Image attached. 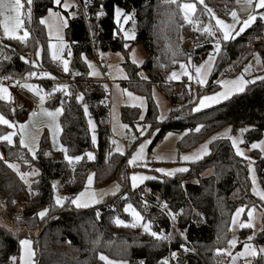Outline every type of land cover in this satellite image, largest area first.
Listing matches in <instances>:
<instances>
[{"label": "trees", "instance_id": "16d2710c", "mask_svg": "<svg viewBox=\"0 0 264 264\" xmlns=\"http://www.w3.org/2000/svg\"><path fill=\"white\" fill-rule=\"evenodd\" d=\"M180 3L181 0L174 4L164 3V0H93L90 12L91 20L97 22L95 46L91 43L93 38L84 17L78 13L74 17L68 15L66 41L76 67L69 69L68 73L51 58L47 47L46 28L40 23L46 11L54 6L52 0H31L30 5L24 2L23 26L29 32L26 40L0 36V80L8 77L19 78L49 94V107H62L61 139L69 154L84 155L94 148L83 103L88 104L97 122L98 141L93 160L83 158L76 163H69L60 152L51 150L46 133L41 138L35 158L19 143L10 145L0 141L3 152L0 159V208L10 217H18V223L36 231L32 235L36 264H104L99 258L101 253L127 260L129 264H140V261L145 264H160L162 257L170 249L168 243L156 241L137 227L117 226L113 222V218L117 216L125 221L130 220L124 211L127 202L132 203L150 221L139 197L143 192L166 202L169 209L178 215V230L171 227L167 216L161 213L157 223L151 222L153 231L172 233L173 252L181 249V244L185 247L192 246L197 251H186L180 256L177 255L170 264H217L221 258L227 260L225 252L217 253L216 250L227 249L235 209L239 205L247 208L251 205L260 206L251 192L246 161L236 155L227 139L213 140L209 154L203 159L191 162L188 172L148 180L136 189L129 188L130 166L127 156L110 153L109 105L104 101L107 93L99 82L90 79L81 53L92 56L97 49L127 52L134 43L140 44L145 51L142 67L146 77L141 78L139 68L128 61L125 63L129 74L126 84L148 97L143 121L150 124L152 131L157 130L151 146L160 141L167 132L180 131L186 132L177 144L179 151H183L227 124L233 130L246 125L252 126L247 132L249 141L263 135L264 86L259 81L254 87L249 86L245 94H239L229 102L193 113L191 108L197 101L193 97L198 98L201 92L197 91L195 94L193 90L196 89L188 87L186 83L180 91H176L175 84L166 80L169 70L190 55L186 42L194 33V26L184 22L178 6ZM117 6L125 14L134 15L136 35L128 47H125L126 41L116 30L114 15ZM234 7L235 0H205L204 4L197 6L195 21L200 26H213L217 35H220L208 9L213 8L219 15L228 16ZM97 12L104 14L97 16ZM263 24L257 21L239 36L221 43L206 91L217 86L216 80L223 72L234 74L242 71L256 47L264 55V44H257L256 40L260 37ZM198 39L202 44L196 47V53L200 55H193L195 62L206 57L207 50L212 48L216 37H210L201 30ZM39 47H42L40 59L36 56ZM235 61V68L226 71ZM32 72L36 75H29ZM43 72L50 75H40ZM261 74L264 76V70ZM154 84L165 92L171 103L170 113L163 121L157 120V107L151 97ZM58 85L69 87L62 90L56 88ZM77 95H82L83 100L77 101ZM0 110L9 117L15 113L12 102L3 100H0ZM139 113L137 107L125 106L122 108L121 117L123 122L134 126ZM26 115L25 108L16 110L17 119L22 120ZM197 124L203 125L200 131H187L195 129ZM5 132L6 128L0 125V135ZM253 156L264 188V156L257 150ZM12 163L19 164L23 173L34 167L38 174L32 176L28 185L20 178L16 169L9 167ZM91 169L95 171L97 185L122 178V190L118 194L107 196L97 206L87 209H76L71 205L63 208L54 206L56 188L53 189V183L60 178L64 193L67 197H73L84 189ZM208 169H212V173L203 175ZM44 208H48L49 212L41 219L37 213ZM97 211L99 218L96 216ZM181 233L184 234L185 241L181 239ZM21 236L22 233L16 235L0 224V264H19ZM253 243L258 248L264 247V215L262 228L255 235ZM11 257H16V260H11ZM250 264H264V253L254 256Z\"/></svg>", "mask_w": 264, "mask_h": 264}, {"label": "rangeland", "instance_id": "374dc122", "mask_svg": "<svg viewBox=\"0 0 264 264\" xmlns=\"http://www.w3.org/2000/svg\"><path fill=\"white\" fill-rule=\"evenodd\" d=\"M25 1L28 3V0H22L23 8H24V2ZM62 3H63V0H62ZM69 3L72 4V7L69 9H65L62 6L56 5V4H54V6H52L50 8H52L53 11L60 12L61 15L64 16L68 21L69 13H75V15H69L70 17H74L77 15L76 6L78 3V0H69ZM181 3H192L195 5V11L190 14V20L192 21L191 23L186 22L184 20V13L182 12L184 22L194 26V33L187 39V42H186L187 48L190 52V55L187 57V59L180 61L175 67L170 69L166 75V80L170 83L175 84L176 91H180L182 89V86H184L183 84H185L186 82H194L200 87V88L198 87V89H196V90H193L194 93L197 94V91H198V92H201L200 95H207V94H211L213 91H220L221 90V85H219L217 83L220 80H231V79L236 78L237 76H240L241 74H243L244 77L247 79H252L255 76H262L263 75V74H261V71L264 70V55L262 54V51L258 47H256L254 50H252L251 59L245 63L242 71L234 73V74L223 72L220 75V77L216 80L217 86L210 91H206L205 89L207 88V86L209 84L210 77H211V74H212L214 66H215V62H214V66L212 67L211 72L207 76L208 83L203 87L200 86L195 79L189 80L188 76L181 73L180 64H181V62H183L187 66L188 71L193 76H195L194 66H198L203 61L207 60L208 53L213 52V46H214V42H213L212 48L207 50V55L203 60L198 61V62H195L193 60V55H195V54L200 55V53H196V47L199 44H202V42L199 41V39H198V33L201 30H203V27H204V26H200L196 23L195 12H196L197 6L199 4H204L205 0H203V3H201L200 0H181ZM117 7H119V6H117ZM23 8H22V12H23ZM119 8L122 10V16L128 15V14L124 13V11L121 7H119ZM209 9L212 10V13L215 14V17L222 19V20H225L227 23L233 22L230 13L234 10L236 11L237 16L240 18L241 22L243 19L247 18V14H248V9L244 3V0H235V7L228 14V16L219 15L213 8H209ZM259 11L260 10H257V12H259ZM129 14H131V19H129L125 23L123 21V19L121 18L120 23L119 24L116 23V26H117L116 30L119 34L122 35L123 38H124V32L134 33V39H135V35H136L135 19H134V15L132 13H129ZM47 16H48V11H46V13L42 17H47ZM114 18H115V15H114ZM212 18H213V16H212ZM0 19H3V18L0 17ZM213 20L215 23V19H213ZM257 21L264 23V19H261L258 16L256 21H254L253 24L250 25L248 28L253 26ZM115 22H116V18H115ZM48 23H52V21H48ZM87 24H88V27L90 29V33H91L92 38L95 39L96 30H97V22L95 20H91V19L88 20L87 19ZM44 26L46 28L47 37H48L47 47H48L50 42L54 46L60 44L61 42L57 39L55 27L53 28V34L51 36H49V29H48L47 24H44ZM65 28L66 27H62L60 29V32H59V35L63 37V44H64V48L60 52V56L63 59H69L70 65H71V63L73 62V56H71V57L68 56V51H71V50H69V48L67 46ZM248 28H246L244 31H246ZM24 29H25V27L23 26V29L20 30L19 35L23 34ZM220 35H222V34H220ZM0 36H4L2 27H0ZM134 39H125L124 38V40L126 41L125 45H127V47H128L129 42L134 40ZM256 40H257V44H264V24H263V28L261 30L260 37L257 38ZM93 46H95V45H93ZM38 49L40 50V55L39 56L36 55V56L38 59H40V57L42 55V47H39ZM48 50H49V54L52 58L53 49H49V47H48ZM256 54L259 55V62H257ZM189 57L191 58V63H189ZM86 58H87V61H90L91 64L94 66L93 68H89L88 63H86L85 60L82 58L87 65L88 72L89 71L95 72V75L89 76L90 79H92L93 81L99 82L104 87V89L107 93V101L106 102L109 105L108 121H109V126H110V133H111L110 137H109L110 148L116 154H121V153L115 151V149L119 146L123 150V154H121V155L127 156V159H129L131 157L132 153L136 151V148L138 147V145L140 143H144L145 140L148 141V143L146 144V147L144 149V156L141 159V161H139L135 165H129L130 168H129L128 176H129V188L130 189L139 188L148 181V180H145L143 183L139 184L136 188H133L132 184H131V180H130V177L133 173H138V174L147 175V176L165 177L162 174L155 172L154 169H156V168H180V167L189 168V164L193 161L182 160V159H180V156L184 155V154L193 153L194 151H196L200 147V145L204 144L206 141H209L213 136H221L222 134H224L226 129H230V132H229L230 136L236 137L238 139V141H241L238 143V147H240L241 150L244 152V156H240V157L246 161L247 169H248V164L250 162L249 159H247V158H251V162L253 165V175H249V172H248V176L250 179V187H251L252 194L255 195L256 198L258 199L260 206L251 205L247 208L244 205H239L237 208L243 209V211L240 212L238 215L236 214L237 208L235 209V211L232 215V218L234 215H236V223L233 224V220L231 219L229 240H232L233 238H235L236 244H235V246H229V245L227 246V249H226L227 251L225 252L226 256H227V260H225L224 258H221L218 260L217 264H233V258L234 257L236 258L235 264H238L237 263L238 261H241V264H250L253 256H247V257H244V256L238 257L237 256V253L242 252L244 250V245L246 243L252 244L256 248L257 254L264 253V252L259 251V249L264 248V247L258 248L253 243V239H254L255 235L262 228L263 215H264V208L262 207L264 205V200H262L260 198V196H258L256 193L253 192V176L255 178V187H256L257 191H264V188L261 184V181H260V178L258 175V171H257V167L255 164V158L253 156V153H254V151L257 150L260 152V154L262 156H264V152H261L259 148H257V149L251 148V144L253 142H257L259 140L264 139V132H263V135L261 138L249 141V139L247 137V132L252 128V126L246 125V126H243L237 130H233L232 126L227 124V125L223 126L222 128H220L219 130L212 133L210 136H208L204 140L200 141L195 146L190 147L188 149H185L183 151H179L178 145H177L178 141L185 135L186 132L169 131L165 134V136L160 141L156 142V144L154 146H151L153 139L157 133V130L152 131L150 124L145 123L143 121L145 113L147 111V107H148V97L145 94L134 90L131 86L126 84L127 81L129 80V74L125 68V63L128 61L134 63L139 68L138 73H139V76L141 78L146 77V73L142 67L143 62L145 60V51H144L143 47L140 44L134 43L133 45H131L129 47L127 52L97 49V50H95V52L92 56L86 55ZM54 61H56L61 66V68L63 69L62 60L56 59ZM215 61H216V55H215ZM236 62L237 61H235L233 64L229 65L227 67L226 71L234 69L236 66L235 65ZM70 65H69V67H70ZM249 65H250V67H249ZM174 71L180 74V79H178V80L169 79L170 74ZM106 75H109L111 77V80L108 82H105V76ZM0 83H1V80H0ZM105 85H107V88H105ZM5 87L8 89V92L11 96V99L10 100H3V101L12 102L13 109H14L15 113H13L12 117H9L0 110V115H3L6 119H8L10 122H12L13 126L9 127L8 125H4V124H0V125L4 126L6 128V132L2 135H6L9 132H15L16 133V135H14L12 138L13 143L10 145H16L17 143L20 144L19 126H20V124H29V130L37 138V142L34 145L36 152L39 149L41 138H42L43 134L46 133L49 137L51 150L60 152L64 156L65 153L60 150V145H63L62 139H61V134H62L61 113H62V111L60 114H58L56 116L55 121H53L47 115L41 114V104H40V112H33L30 104H28L26 101L15 96L13 94V91L10 88H8L7 86H5ZM124 89H126L127 92L133 93L134 96L144 97L145 98L144 105L140 106L139 101H131L126 93L122 94L121 90H124ZM31 90H33V89H31ZM33 91L36 92V90H33ZM40 94L45 95V99L43 101V108L47 109L48 111H54L57 107L52 108V107H49L47 104L48 100L50 99V95L47 93H44L42 91H40ZM151 97H152V99H153V101L157 107V116H156L157 120L158 121L165 120L168 117V115L170 113V109H171V103H170L169 99L167 98L165 92L163 90H161L158 87V85L154 84V85H152V88H151ZM196 102H198V99ZM84 104H87V103H83V105ZM133 104H135L136 106H133ZM14 105H15V107H14ZM125 106L137 107L140 111L139 118L135 122L134 126H130V125L126 124L125 122H123V120H122L121 112H122V108ZM215 106H217V105H213V106L206 108V109H203L201 111L213 108ZM59 107H61V106H59ZM19 108H25L27 111L26 117L22 120H19L16 117V110ZM33 113H36L37 115L33 116L32 115ZM88 113H89V115L86 116L87 120L89 121V119H91L94 122V131H95V135H96L97 141H98L97 122H96V119L94 118V116L91 114V112L89 110V106H88ZM141 116H143V119H141ZM159 117H163V118H159ZM122 125H127L128 127L124 128V127H122ZM57 126L59 127V131H57ZM144 127H147L148 130L145 131L144 134L141 136L140 130H141V128H144ZM243 128H246L248 130L241 133L240 129H243ZM90 132H91V138H92L93 130L90 129ZM54 134L56 137L55 143L53 141ZM221 139H224V138H221ZM227 140H229V139H227ZM0 141H3V140H0ZM113 141H115V143H113ZM4 142L8 143L7 141H4ZM229 142L231 143V140H229ZM210 144H209V152H210ZM96 146H97V143L94 145V148L87 151L86 153L92 152L94 155V158H95ZM233 150L235 152L234 148H233ZM86 153L84 155H78V156H81L82 159L87 158ZM67 154L70 156H73V155L69 154L68 151H67ZM207 155L203 156V158L206 157ZM0 156L3 157V152H2L1 147H0ZM76 162H78V161H73L72 163H76ZM12 164H16L19 166V164H17V163H12ZM33 171L37 172V170H35V168L32 167L31 170L26 172V173H32ZM19 172L23 173L20 170V168H19ZM210 173H212V169H208V170L204 171L203 175H208ZM90 174H93V181L89 185L88 184V176ZM32 176L33 175H27L25 177V179H23V180L27 181V184L29 185L31 183ZM88 176H87V180H86V185L82 191L87 190L89 192H94L96 194L97 200L99 201L97 204L91 205L90 207L97 206L98 204L103 202L107 196L118 194L122 190V187H123L122 178L118 177V178H115V179L107 182L104 185H97L96 178H95V171L93 169H91L89 171ZM117 185L119 186L118 191L116 190ZM113 193H115V194H113ZM56 194H58L61 197H67L66 193H60V192H58L57 189L55 190V195ZM126 204H131L143 216L142 212L138 208H136L132 203L127 202ZM249 211H251V213H252L251 218L248 215ZM127 214L129 215V219H130L129 221H131L132 217H131L130 213H127ZM17 221H18V217H16L15 219L12 218L3 209L0 208V224L3 225L4 227H6L8 230L12 231L16 235H20L22 233L20 240L28 239L32 242L31 248L34 252V256L32 257V261H33V264H36V259H35L36 250H35L33 239H32V235H34L36 231L35 230H29L25 225L20 224ZM144 221L149 222V220H147L145 218H144ZM249 221H251V227H247V226L246 227H240L241 224L247 225L249 223ZM137 228H139L141 231H143V229L140 228L139 225L137 226ZM243 231H245L244 235H243ZM182 236H184V234ZM248 237H252V239L249 240ZM185 249H187L186 251L197 252L196 249L192 246L186 247ZM101 254H103L104 256L108 257V259L113 260V261H127V260H122V259L110 257L104 253H101ZM20 255H21V245H20L19 258H20ZM19 264H20V259H19ZM104 264H106L105 261H104Z\"/></svg>", "mask_w": 264, "mask_h": 264}, {"label": "snow or ice", "instance_id": "6c2138e0", "mask_svg": "<svg viewBox=\"0 0 264 264\" xmlns=\"http://www.w3.org/2000/svg\"><path fill=\"white\" fill-rule=\"evenodd\" d=\"M201 3H203V0H200ZM29 5L31 4V0H28ZM53 4L60 5L65 9H69L72 7V4L69 3V0H52ZM88 0H85V7H87ZM164 3L167 4H174L177 3V0H164ZM244 3L248 9V14L247 18L243 19L242 22L240 18L237 16L236 11H232L230 13L232 17V23H227L225 20L219 19L215 17V14L212 13L211 9H208V12L212 14L213 19H215V28L218 29L219 33L222 35H217V32L214 31L213 26L211 25H206L203 27V31L208 34L210 37H216L214 41V46H213V52L208 53V58L207 60L203 61L200 65L194 66L195 68V76H193L189 71L187 66L181 62L180 64V69L181 73L184 75L188 76L189 80L195 79L197 83L200 86H205L208 81H207V76L211 72L212 67L214 66L215 62V55L219 54L220 49H221V43L225 41H229L231 39H234L236 36H239L240 33L244 32L246 28H248L250 25L253 24L254 21H256L257 17L259 16L261 19H264V0H244ZM179 8L181 12L184 13V20L186 22L191 23L192 21L190 20V14L195 11V5L192 3H180ZM23 4L22 0H0V17L3 19H0V27L3 28V34L6 38L9 39H19V40H26V38L29 36V32L24 29L23 34L19 35V32L21 29H23L24 25V20L22 19L23 17V12H22ZM257 10H260L257 12ZM48 16L47 17H42L40 20V23L42 24H47L48 29H49V36L53 34V28L55 27L56 30V35L57 39L61 42L58 45H53L51 42L49 43L48 47L49 49H53L52 51V58L54 60L60 59L62 60L63 64V71L65 73L69 72V65H70V60L69 59H63L60 56V52L64 48L63 44V37L59 35L60 29L62 27H67L68 21L67 19L61 15L60 12L58 11H53L52 8H49L48 10ZM255 13V14H254ZM103 12H97L96 15L100 16L103 15ZM69 15H75V13H69ZM28 18L30 20L31 18V8L29 7L28 11ZM115 18H116V23L119 24L121 21V18L123 21L126 23L129 19H131V14L128 15H123L122 16V10L119 7L115 8ZM48 21H52V23H48ZM199 30V29H198ZM124 38L125 39H134V33H129V32H124ZM127 47V45H125ZM36 55H40V50L38 49L36 52ZM173 55L175 53L173 52ZM68 56H72V52L68 51ZM81 57L85 60L86 63H88L89 68H93L94 66L91 64L90 61H87L86 55L84 53H81ZM21 59H25L21 57ZM256 59L257 62H259V55L256 54ZM135 62V61H134ZM175 63V61H173ZM34 63V61L32 62ZM189 63H191V58L189 57ZM250 67V65H249ZM29 75H36L35 72L29 73ZM40 75L42 76H48L50 75L47 72H43ZM89 76L95 75L94 71H89L88 73ZM169 79L171 80H178L180 79V74L177 72H172L170 74ZM261 83V86H264V76H255L252 79H247L244 77L243 74L240 76H237L234 79L231 80H220L217 83L221 85V90L220 91H213L211 94L207 95H199L197 97H193V100L196 101L198 99V102L195 103V106L191 108V111L193 113L200 112L203 109L209 108L213 105H221L225 102L231 101L234 97L238 96L239 94H245L249 86L254 87L257 82ZM25 87H28L30 89L36 90L37 95H40V101H41V114H45L48 117H50L53 121H55V118L58 114L61 113L62 107H57L54 111H48L47 109L43 108V101L45 99V95L40 94V90L31 84H26ZM69 86L68 85H58L56 88L66 90ZM105 88H107V85H105ZM56 90V89H54ZM122 94L126 93L127 96L131 101H139L140 106L144 105V97H137L134 96L133 93L127 92L126 89L121 90ZM68 95H71V93H67ZM11 96L8 92V89L4 86L3 83H0V100H10ZM77 101H82L83 96L82 95H77L76 96ZM133 106H136L133 104ZM84 113L86 116L89 115L88 113V105L84 104ZM33 116L37 115L36 113L32 114ZM163 118V117H159ZM141 119H143V116H141ZM31 122V121H30ZM29 122V123H30ZM0 124L8 125L9 127H12L13 124L10 122L8 119H6L3 115H0ZM89 128L93 130V135H92V143L95 145L97 143V137L95 135L94 131V122L89 119L88 121ZM122 127L127 128V125H122ZM203 127V125L197 124L195 129H189L187 131H200V129ZM20 132V144L23 147H26L30 153H32L33 158L36 157L37 152L34 147V145L37 142L36 136L29 130V124H20L19 126ZM147 127L141 128L140 130V135L142 136L145 131H147ZM248 129L243 128L240 129V132L243 133L247 131ZM57 131H59V127L57 126ZM230 129H226L225 133L222 134L221 136H213L209 141H206L204 144L200 145V147L194 151L193 153L190 154H184L180 156V159L185 160V161H197L203 158V156L209 154V144L213 140L217 139H229L231 140L232 147L235 149V152L239 156H244V152L241 150L240 147H238V143L241 141H238L236 137H232L229 135ZM16 135L15 132H9L6 135H0V140L7 141L9 144L13 143V136ZM53 141L54 143L56 142V137L55 134L53 136ZM115 143V141H113ZM148 143L147 140L144 141V143H140L138 147L136 148V151L132 153L131 157L127 160V163L129 165H135L144 156V149L146 147V144ZM252 149H257L259 148L261 152H264V139L259 140L257 142H253L251 144ZM60 150L65 153L64 159L68 161L69 163H72L73 161H80L82 159L81 156H70L67 154V149L63 146L60 145ZM116 152H119L123 154V150L118 146L115 149ZM47 155V153H45ZM87 158L89 160L94 159V155L92 152L86 153ZM0 159H2V156H0ZM249 159V164H248V172L249 175H253V165L251 162V158ZM9 167L14 168L18 171V174L20 175L21 179H25L27 175H36L38 174L36 171H33L32 173H20L19 172V166L16 164H10ZM155 172L162 174L165 177H172L176 173H183V172H188L189 169L186 167H180V168H156L154 169ZM159 179L157 176H147V175H141L138 173H133L130 177L131 184L133 188H136L139 184L143 183L145 180H156ZM93 181V174H90L88 176V184L90 185ZM27 183V181H25ZM56 188V183H53V189L55 190ZM116 190H119V186H116ZM253 192L256 193L262 200H264V191H257L255 187V178L253 176ZM115 194V193H113ZM126 195V194H125ZM54 200V206L57 207H65L66 205H71L74 206L76 209H87L91 205L97 204L99 201L96 198V194L94 192H89L87 190L82 191L78 194H76L73 197H61L58 194L53 196ZM161 207L167 209V204L160 205ZM124 211L126 213H130L132 219L131 221H125L119 218V216L113 218V222L117 226H124V227H131V228H136L138 225L140 228L143 229L145 233H148L153 237L156 241H164V240H171L172 238V233H167L165 234L163 231L157 232L152 230V223L145 222L144 217L141 215L139 211H137L131 204H126L124 206ZM183 210H181L182 212ZM243 209L237 208L236 214L238 215L240 212H242ZM49 212L48 208L42 209L37 215L43 219ZM99 212L97 211L96 216L99 218ZM168 215L171 216L173 220L176 219V213H173L170 209L168 210ZM249 217L251 218L252 213L249 211L248 213ZM233 224L236 223V215L233 216L232 218ZM251 227V221L247 225L241 224L240 227ZM183 235V233H181ZM249 240L252 239V237H248ZM21 245V255H20V264H33L32 257L34 256V252L31 248V241L28 239H23L19 241ZM229 246H235L236 240L233 238L232 240L227 241ZM181 248H185V245L181 244ZM187 250V249H185ZM217 253H223L226 252V249H217ZM260 252H264V248L259 249ZM230 254V253H229ZM257 255V250L256 248L250 244L246 243L244 245V250L242 252L237 253V256H256ZM171 256L173 258H176L177 253L172 252ZM101 260L105 261L106 264H128L127 261H113L108 259V257L104 256L103 254L100 255L99 257ZM11 260L15 261L16 257H11ZM235 257L233 258V264H235ZM140 264H145L144 261H140ZM160 264H169L168 260H163L160 262Z\"/></svg>", "mask_w": 264, "mask_h": 264}, {"label": "built area", "instance_id": "2783aa9c", "mask_svg": "<svg viewBox=\"0 0 264 264\" xmlns=\"http://www.w3.org/2000/svg\"><path fill=\"white\" fill-rule=\"evenodd\" d=\"M92 4H93V0H88L87 7H85V0H78L77 6H76V12L79 15H82L86 21L87 19L88 20L91 19L90 8ZM91 43L92 45H96L97 42L96 40L93 39ZM110 80H111V77L109 75H106L105 82H108ZM1 83H3L4 86H7L8 88H10L17 97L21 98L22 100L30 104L33 112H38L40 110V104H41L40 96L37 95V93L31 90L30 88L25 87V85L27 84L25 81L19 78H15V77H8V78L1 79ZM186 85L192 89H198L199 87L194 82H186ZM102 88L104 87L102 86ZM104 101L106 102L107 99H105ZM113 152L114 151L110 149V153H113ZM56 189L58 190V192L64 193L65 189H64V186L60 178L56 180ZM139 197L141 198L144 204L146 212L150 218V222L157 223L159 221V216L162 213V214H165L167 218L169 219L171 227L175 228L176 230L179 229L178 228V215H176L175 220H173L171 216L168 215L169 206L166 202L152 198L147 192L140 193ZM165 203L167 204V209L160 206ZM181 239L185 241L184 236H182ZM164 241L168 243L170 249L162 257V261L166 259L169 261V264H170L173 259V257L171 256V253L173 252L171 250V240H164ZM184 252H186L184 248L183 249L181 248L178 251H176L178 256L182 255ZM237 263L241 264V261H238Z\"/></svg>", "mask_w": 264, "mask_h": 264}, {"label": "water", "instance_id": "95a60500", "mask_svg": "<svg viewBox=\"0 0 264 264\" xmlns=\"http://www.w3.org/2000/svg\"><path fill=\"white\" fill-rule=\"evenodd\" d=\"M71 68H72V69H76L74 62H72V66H71Z\"/></svg>", "mask_w": 264, "mask_h": 264}, {"label": "crops", "instance_id": "0c3cea01", "mask_svg": "<svg viewBox=\"0 0 264 264\" xmlns=\"http://www.w3.org/2000/svg\"><path fill=\"white\" fill-rule=\"evenodd\" d=\"M71 66H72V63H71V65H70V67H69V69H72L71 68ZM14 94V93H13ZM15 95V94H14ZM16 96V95H15ZM19 98V97H18ZM21 99V98H20ZM14 107H15V105H14ZM38 112H40V110L38 111Z\"/></svg>", "mask_w": 264, "mask_h": 264}]
</instances>
